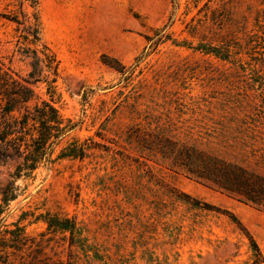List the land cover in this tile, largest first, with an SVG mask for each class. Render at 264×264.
<instances>
[{
  "label": "rangeland",
  "instance_id": "374dc122",
  "mask_svg": "<svg viewBox=\"0 0 264 264\" xmlns=\"http://www.w3.org/2000/svg\"><path fill=\"white\" fill-rule=\"evenodd\" d=\"M36 50L57 78H29ZM0 67L70 127L0 195V264H264V210L171 156L264 177V0H0Z\"/></svg>",
  "mask_w": 264,
  "mask_h": 264
},
{
  "label": "trees",
  "instance_id": "16d2710c",
  "mask_svg": "<svg viewBox=\"0 0 264 264\" xmlns=\"http://www.w3.org/2000/svg\"><path fill=\"white\" fill-rule=\"evenodd\" d=\"M33 53L36 62H33L29 78L36 77V70H39L38 74L42 72L43 63L49 71L53 70L57 78L58 67L52 65V57L41 52L43 57L39 58L40 52L37 50ZM23 82L16 80L9 69L0 67V165L9 161L15 163L7 184L0 189L3 202L15 199L16 182L22 176L54 163L53 147L70 128L51 102L42 101L31 107L30 101L35 96L31 87L33 83L24 79ZM50 89L53 90L54 87L51 85ZM72 155L77 156V149H71L62 156ZM171 156L174 165L183 169L195 181L226 193L241 203L264 210V177L241 165L192 148L178 149ZM193 205L200 206V202L193 201ZM203 206L206 210L223 213L210 204ZM233 220L237 221L235 217ZM49 225L55 226L51 222ZM63 229L67 230L69 227ZM249 238L258 256H261L258 245L252 237ZM259 262L257 260L255 264Z\"/></svg>",
  "mask_w": 264,
  "mask_h": 264
}]
</instances>
